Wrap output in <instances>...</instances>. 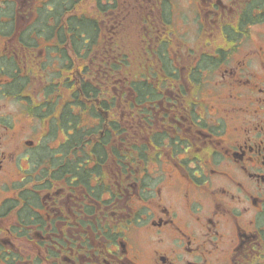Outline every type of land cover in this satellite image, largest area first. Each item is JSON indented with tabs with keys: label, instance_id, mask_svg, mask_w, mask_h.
Masks as SVG:
<instances>
[{
	"label": "flooded vegetation",
	"instance_id": "flooded-vegetation-1",
	"mask_svg": "<svg viewBox=\"0 0 264 264\" xmlns=\"http://www.w3.org/2000/svg\"><path fill=\"white\" fill-rule=\"evenodd\" d=\"M0 264H264V0H0Z\"/></svg>",
	"mask_w": 264,
	"mask_h": 264
}]
</instances>
